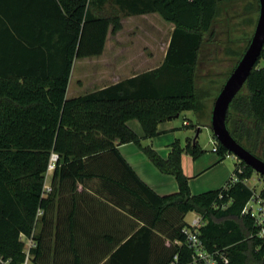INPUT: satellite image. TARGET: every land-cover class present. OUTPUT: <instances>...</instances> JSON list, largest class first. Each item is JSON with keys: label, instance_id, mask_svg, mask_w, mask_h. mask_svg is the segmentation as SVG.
<instances>
[{"label": "trees", "instance_id": "obj_1", "mask_svg": "<svg viewBox=\"0 0 264 264\" xmlns=\"http://www.w3.org/2000/svg\"><path fill=\"white\" fill-rule=\"evenodd\" d=\"M108 1L0 0L2 33H9L24 47L25 55H39L46 47L50 56L65 59L64 66L51 71L47 85L36 80L39 73L24 69L26 65L19 70H0V254L4 263L23 262L25 236L36 243L32 250L35 263L48 264L47 226L63 212L56 201L71 199L75 205L78 184L99 179L104 190L115 189V206L142 224L127 239L120 235L115 240V252L106 264H169L176 253L187 248L176 243L186 239L184 230L189 225L183 219L190 212L203 217L200 237L207 250L225 251L229 264H264V241L251 237L254 221L242 215L253 194L243 180L255 171L242 162L233 176L240 182L233 183L232 177L227 189L194 196L181 156L184 152L200 156L203 152L197 140L184 149L175 145L169 159L163 160L128 126L137 120L145 138H154L160 134L158 126L177 115L205 112L209 92L198 85L197 73L202 47L207 35L213 37L222 0H117L128 16L158 14L174 25L163 64L66 100L74 61L101 56L110 28L113 35L123 28L119 14H102ZM21 5H26L27 14L18 13ZM24 17L27 24L19 23L18 18ZM38 33L45 37L38 38ZM263 57L264 49L228 113V128L241 145L250 146L253 134L264 135V67H259ZM129 143L137 145L159 171L173 175L179 193L155 194L120 154L118 147ZM216 146L222 159L230 154L218 142ZM246 149L254 154L255 149ZM54 154L58 159L47 192ZM102 161H107L108 170L96 169ZM111 163L115 173L109 170ZM76 214L73 206L68 225L73 262L85 264L74 248Z\"/></svg>", "mask_w": 264, "mask_h": 264}, {"label": "crops", "instance_id": "obj_2", "mask_svg": "<svg viewBox=\"0 0 264 264\" xmlns=\"http://www.w3.org/2000/svg\"><path fill=\"white\" fill-rule=\"evenodd\" d=\"M27 12L26 5H21L18 13L20 15H25ZM18 21L24 24L28 22L26 17H24V19L18 18ZM3 28L4 26L0 28V70L7 71L9 68L19 70L23 68V65H26L24 69L30 68L39 73L36 80L44 82L45 85L50 83L52 80L50 78L52 77L50 76L51 71H54L55 68L60 69L64 66L65 59L59 56H50V52L46 47L42 48V51H39V55H25L26 51L24 47L17 44L9 33H2V30H4ZM123 30L124 28L118 33H121ZM37 36L40 39L45 37L42 36V33H38ZM161 41L162 40L159 39L158 42L160 44L164 43L165 47L163 51H159V57L142 53L137 59H128V57H126V59L118 60V62L115 61V82L110 85L159 68L166 58L169 46L168 42L165 43V39ZM52 43H54L53 40ZM117 47H119V45H117ZM122 48V55L130 51L128 46H122ZM101 57L102 55L76 59L74 61L67 86L66 100L84 96L106 87L102 86L95 89V87H97L96 85H99V82L94 80L95 83L94 81L91 83V87L94 88L90 90L87 89L88 87L86 84L77 81L78 79L76 77V72L80 68L84 71L83 76H87V64H91L92 66V63L88 62L99 60ZM119 70L127 71L129 75L123 78ZM95 75H99V72H96ZM75 84H77V86ZM46 91H48V88L44 90V92ZM211 111L212 108H206L203 118L199 114L193 112V116L198 122L195 129L189 128L193 123L191 119L187 117L183 121L182 126L180 125L176 119L181 117L182 114L179 117L164 122L158 126L160 134L154 138H145L142 125L137 120L130 121L128 126L140 137L144 146L152 147L163 160H168L175 145L178 144L184 149L189 146L190 142L192 145L194 144L195 136L190 132L195 133L198 128H201L200 133H202L203 128L211 130ZM198 145L203 153L197 158H194L190 152H184L181 156L183 173L189 178L191 194L196 196L226 188L229 181L234 176V173L231 172L225 163V159L229 155L225 159H222L219 154L213 150L217 145L216 141L213 142L211 151L205 150L199 142ZM118 150L138 177L148 185L155 194L158 196H168L179 193V185L175 177L159 171L137 145L133 143L123 144L118 147ZM96 169L98 171L108 170L107 161H102ZM109 170H115L113 163H111ZM113 172L115 173V171ZM48 176L49 172L47 174V180ZM67 196L68 195L65 194L64 197ZM77 196L78 199L75 200V205L71 199L63 198L61 203V200L56 201V207L62 205L63 212L60 218L54 217L47 226L48 232L46 240L49 249L48 264H74V253L72 251V243L70 242L72 236L68 229L70 223L69 212L73 206L77 208V214L73 220L76 225L73 233L75 240L74 248L77 253L83 257L85 264H106L110 255L115 252V240L118 239L120 235H125L124 237L127 239L142 225L119 207L115 206V189L113 192L104 190L99 179L80 182L78 184ZM195 215L196 213H194V216ZM58 224H60L59 229L57 228ZM131 224L134 225L133 229L132 227L130 228ZM39 226L37 231L40 229Z\"/></svg>", "mask_w": 264, "mask_h": 264}, {"label": "rangeland", "instance_id": "obj_3", "mask_svg": "<svg viewBox=\"0 0 264 264\" xmlns=\"http://www.w3.org/2000/svg\"><path fill=\"white\" fill-rule=\"evenodd\" d=\"M104 8L103 15L119 14L121 16L124 30L113 35L112 28H110L102 57L99 60L88 62L92 63V66L87 64V76H83L84 71L82 68L77 70V81L86 84L87 89L90 90L94 88L91 87L94 80L99 82L95 89L115 82V61L118 62V60L126 59V57L137 59L142 53L159 57V51H163L165 47L164 43L160 44L158 42L159 39L162 41L165 39V43L170 44L174 29L173 24L167 23L158 14L128 16L125 14L126 12L122 11L117 0H109ZM259 14L260 5L258 0H222L219 3V15L213 24L214 34L212 38L209 35L206 36L201 50L197 74L198 85L209 92V97L205 100V109L212 108L211 112H213L216 98L251 43ZM122 46L129 47L130 51L127 53L129 56L127 54L122 55ZM259 67H264V57L260 61ZM119 71L123 78L129 75L127 71ZM96 72H99V75H95ZM75 85L77 86V84ZM204 113L200 115L202 118L205 116ZM193 115V112H184L176 120L182 126L187 117L191 119L193 126H196L198 122ZM198 129L195 133L190 132L195 136L194 138L197 137ZM202 130L197 140L205 150L211 151L213 142L216 141L213 131L204 128ZM255 143L257 146H255ZM243 146L255 149L254 154L264 161V135L258 138L257 134H253L252 144L249 146L243 143ZM225 163L234 173L236 165L242 162L230 153L225 159ZM51 175L52 171H49L46 187H50ZM253 176L257 182L260 181L257 187L261 189L260 187L264 185V177L257 172H254ZM194 217V212H190L185 215L183 222L190 225Z\"/></svg>", "mask_w": 264, "mask_h": 264}, {"label": "water", "instance_id": "obj_4", "mask_svg": "<svg viewBox=\"0 0 264 264\" xmlns=\"http://www.w3.org/2000/svg\"><path fill=\"white\" fill-rule=\"evenodd\" d=\"M258 1L260 5V14L254 36L245 54L242 56L216 98L212 112L211 130L217 142L227 149L229 153L233 154L246 166L252 168L255 172L264 177V161L241 145L232 136L227 125L230 106L247 83L264 49V0ZM177 117H179V115H177ZM200 130L201 128L198 129L197 137ZM197 137L194 139V142L197 140Z\"/></svg>", "mask_w": 264, "mask_h": 264}, {"label": "built area", "instance_id": "obj_5", "mask_svg": "<svg viewBox=\"0 0 264 264\" xmlns=\"http://www.w3.org/2000/svg\"><path fill=\"white\" fill-rule=\"evenodd\" d=\"M217 151V146L213 149ZM58 156H52V163L49 167V171H53L54 163L57 161ZM242 173V170H239ZM233 183L240 182L239 179L235 176L232 179ZM258 183L254 176L243 180V184L252 191V197L245 205L242 215L249 216L254 221V232L251 237H255L261 241H264V197H262V192L264 191V185L258 189ZM227 189V187H226ZM46 191H50V187H46ZM222 194L220 199H222ZM232 201L229 202V204ZM222 209L226 208V205L221 206ZM216 208H219L216 206ZM40 213L39 215H41ZM204 224L203 217L196 214L192 223L184 230L186 239L184 242H177L176 244L179 247L186 246V250H181L176 253L173 258L170 260L169 264H229L230 259L225 251L215 250L209 251L206 249L201 237L200 229ZM22 241L25 244L24 253L25 257L21 264H36L34 261V256L32 250L36 248V243L33 238H28L23 236ZM0 263H4L2 256L0 254Z\"/></svg>", "mask_w": 264, "mask_h": 264}]
</instances>
